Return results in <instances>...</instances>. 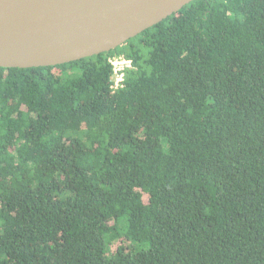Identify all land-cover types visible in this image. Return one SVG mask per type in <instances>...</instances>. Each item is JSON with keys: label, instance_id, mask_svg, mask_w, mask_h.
<instances>
[{"label": "trees", "instance_id": "trees-1", "mask_svg": "<svg viewBox=\"0 0 264 264\" xmlns=\"http://www.w3.org/2000/svg\"><path fill=\"white\" fill-rule=\"evenodd\" d=\"M0 264H264V0L0 67Z\"/></svg>", "mask_w": 264, "mask_h": 264}, {"label": "water", "instance_id": "water-1", "mask_svg": "<svg viewBox=\"0 0 264 264\" xmlns=\"http://www.w3.org/2000/svg\"><path fill=\"white\" fill-rule=\"evenodd\" d=\"M195 0H0V67H53L116 50Z\"/></svg>", "mask_w": 264, "mask_h": 264}, {"label": "built area", "instance_id": "built-area-1", "mask_svg": "<svg viewBox=\"0 0 264 264\" xmlns=\"http://www.w3.org/2000/svg\"><path fill=\"white\" fill-rule=\"evenodd\" d=\"M108 61L112 67L111 89L116 92L124 88L127 72L134 68V64L132 59L122 54L110 57Z\"/></svg>", "mask_w": 264, "mask_h": 264}]
</instances>
